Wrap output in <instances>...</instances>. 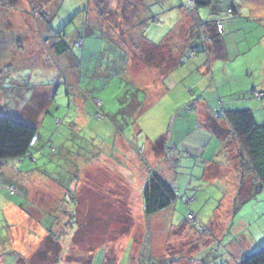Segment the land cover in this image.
I'll use <instances>...</instances> for the list:
<instances>
[{
  "label": "rangeland",
  "instance_id": "obj_1",
  "mask_svg": "<svg viewBox=\"0 0 264 264\" xmlns=\"http://www.w3.org/2000/svg\"><path fill=\"white\" fill-rule=\"evenodd\" d=\"M190 1L182 7L178 0H142L137 7L138 0H104L99 5L107 9V21L92 0H41L42 8L32 0L35 9H25L26 14L20 12L19 0L12 3L24 25L33 21L32 27L47 35L66 31L70 44H76V34L78 46L85 42L72 49L69 73L47 44L37 47L32 33L23 40L27 49H46V56L33 51L27 66L8 79L6 74V83L0 84V115L36 124L31 150L41 153L39 157L33 151L36 157L5 165L10 170L15 164L20 171L11 177H22L25 186L14 197L0 188V264H236L243 254L264 245V189L251 194L250 176L240 187L238 172L230 167L238 157L236 141L228 140L227 158L218 152L221 140L211 130L192 131L196 114L202 127L209 126L205 111L224 128L228 109L250 108L255 121L264 122V0H223L228 54L208 64L210 81L200 68L206 58L199 53L187 57L189 49L183 53L191 42L198 43L210 13L199 9L193 20L187 11ZM251 3L258 4L255 18ZM11 16L18 17L15 12ZM151 16L157 20L150 21ZM40 21L51 31L35 25ZM86 27L95 31L85 37ZM2 37L8 41L12 35ZM14 40L16 44L15 33ZM145 40L159 43L153 47ZM180 55L183 64L172 68ZM123 66L138 84H126L127 78L117 75ZM174 69L192 73L181 81L177 77L170 88L163 81L171 83ZM252 87L263 96L258 98ZM74 89L82 90L81 99L86 96L83 108L72 99ZM78 110L81 118L73 121ZM220 159L225 167L209 164ZM151 168L177 196L167 208L147 216L140 190ZM4 200L21 204L30 229L12 227L11 234ZM55 214L61 219L58 226ZM67 221L73 228L63 226ZM47 224L61 235L60 246L46 236L49 228L48 233L37 230ZM64 247L68 251L60 259ZM59 249L60 258L53 262Z\"/></svg>",
  "mask_w": 264,
  "mask_h": 264
},
{
  "label": "trees",
  "instance_id": "obj_2",
  "mask_svg": "<svg viewBox=\"0 0 264 264\" xmlns=\"http://www.w3.org/2000/svg\"><path fill=\"white\" fill-rule=\"evenodd\" d=\"M15 1L16 0H0V2H8L10 4L12 3L14 4ZM89 1L91 2V0ZM92 1L96 13L99 15V17L101 16L107 21L106 18L107 9L103 10L99 5L101 2L105 4L104 0H92ZM141 2L142 0H138V3L136 4L137 7L141 4ZM191 2L192 5L191 7L190 6L188 7L187 11L192 13L191 16L193 17V20L197 21L196 19H198V16L196 15V13H198L199 9L207 8L209 9L210 13L208 14V18L203 21L202 26L199 29L200 39L197 37L198 43L191 42L190 45L186 49H184L183 53H185L186 50L189 49V52L186 53L187 57L188 56L191 57L192 55L196 57L198 53L201 54V56L205 57L206 60L205 63L203 62L204 64L202 63L200 68L203 70L205 67L208 70L209 67L207 66L208 64L211 63V61L209 60L210 57L214 56V57L222 58L226 56L223 34L216 26L217 24L216 17L212 16L213 14L212 6L215 0H191ZM182 4H181L182 7L185 6V4L183 5ZM122 8L123 10L121 11V13L125 10L124 6ZM31 9H32L31 11H33L35 7L34 6L31 7ZM227 11L229 13H234L235 9L228 8ZM40 14H45L46 16V13L40 12ZM152 17L153 16L150 17V21L157 20L156 18L155 19L153 18V20H151ZM99 26L102 28L103 33L104 32L107 33L106 30L102 27V24ZM93 31H95V28L86 27L85 37L87 36V34L93 33ZM62 32L63 31L56 33L58 34L57 37L58 40L53 44V51L58 55L63 54L64 52L71 50L73 49V47H75L74 43L70 44V42L68 41V39L70 38L67 37L68 35L66 34V31H64V35ZM141 35H144V33H142ZM79 39H80L79 35L76 34L75 37L76 42H78ZM81 41H82L81 46H84L83 43L85 42V40H81ZM111 43L113 44V46L115 45L113 40L111 41ZM145 43L146 44L153 43V47H156L157 46L156 44H158L159 42L154 43L145 40ZM181 55L178 58V64L176 65V68L180 67L184 62L180 60ZM125 61L126 59L124 60V62ZM116 71H117V75L121 74L120 69ZM14 86L15 85H13V87ZM208 119L210 122H209V126L206 129H208L209 131L211 130L214 134H216L219 137V139L221 140V144L223 145V149L227 146V142L229 139L236 141L237 148L235 151H237L236 154L238 155V157L237 159L234 160L236 163V165L234 164V167L238 172L237 178L239 180L240 187L243 185L245 178L250 176V179L254 180L251 186V194L253 192L255 193L257 191L263 190L264 189V122L257 123L255 121L252 111L248 109L225 111V115L223 117L224 121L222 122H224V124L227 125L226 128H224V126L221 123L218 124L219 123L218 120L214 119L213 117ZM36 134H37L36 124L25 123L10 117L0 115V168L1 166L6 164L5 162H8L9 160L15 161L17 158H21L23 156L36 157V155H33V153L38 151V149H35V151L31 150V146L33 144V140L36 137ZM174 147H172L173 150ZM39 152L40 151H38L36 154L40 157L41 153ZM0 176H1V171H0ZM15 183L16 182H14V180H9V179H7L5 183L2 182V184H5L6 186L7 185L15 186L17 188V185ZM69 185L65 187L67 191H69L70 188ZM140 193L143 202V212L147 216L153 215L167 208L173 201H175L177 196V192L172 187V185L168 183L163 177V175L154 168L148 170V174L143 180ZM68 194L72 196L71 191L68 192ZM15 195L16 194H11L9 195V197L10 196L14 197ZM18 204L21 205L20 203ZM189 214L190 213L187 214V217L189 216ZM71 215L72 214H70L69 216L71 217ZM60 222L61 219L57 214H55L53 223L57 225V223L60 224ZM66 224H68L67 225L68 228L69 227L73 228L71 222L69 221L64 222L63 226ZM191 224L195 226V223L192 222ZM48 228L50 230V232L48 233V238L53 243L57 244V246H60L58 243L61 235H58L54 229L53 230L51 229L52 228L51 225L47 224L46 225L47 231ZM58 258L59 257L55 255L53 261H57ZM236 264H264V245L260 246L258 249L250 253L243 254V256L237 260Z\"/></svg>",
  "mask_w": 264,
  "mask_h": 264
},
{
  "label": "crops",
  "instance_id": "obj_3",
  "mask_svg": "<svg viewBox=\"0 0 264 264\" xmlns=\"http://www.w3.org/2000/svg\"><path fill=\"white\" fill-rule=\"evenodd\" d=\"M35 1H38L40 6L42 5L41 3V0H35ZM179 2H182L183 0H178ZM185 1V0H184ZM183 1V2H184ZM253 2L256 3V0H251ZM20 2V5H21V9L22 11H20V9L18 11L22 12V14H26V10L29 12V10L31 11V7L33 5V2L32 0H19ZM57 2V0H56ZM182 2V3H183ZM6 3V4H5ZM252 5H250L249 7V11H250V14H251V10L253 11V17L252 18H255L256 15V12H254L255 9L258 8V4L257 6H255L253 3H251ZM223 5H224V2L223 0H215L212 8H213V14L212 16L216 17L217 21H220L222 20L223 17H225L222 13L223 11ZM254 5V6H253ZM39 8H42V6ZM239 7V6H238ZM253 7H255L253 9ZM16 8V7H15ZM13 4H10L8 2H0V84H5L6 81V77L5 75L7 74V79H8V76L12 73H14L15 71H18V70H21L23 67L27 66V62L29 61L28 57H31L32 56V53L33 51H38L37 48L33 49V50H29L27 49V46H29V44L25 43L23 40L26 36L28 35H32L33 33V36L34 37H38L37 41H36V45L37 47H40L42 44L45 43V45L47 44V51L51 54H53V56L55 57H60L59 59V62H57V64L59 65H62V69L63 68H66V71L67 69H69V73L72 72V69L70 68L72 66V60H73V56L74 54L72 53V49L71 50H68L66 52H64L63 54H56L54 51H53V44L58 40V38L56 37V33L54 34L49 25L47 23L44 22L45 26L42 25V22L40 21V24L39 22H36L37 26H40V29H47L49 31H51V34L47 35L43 32H41L38 27H32V25H34L33 21L32 22H28V24L24 25L23 23V20H22V16L17 14L16 11L14 10L15 9ZM26 9V10H25ZM59 9V8H58ZM57 9V11H58ZM228 10V9H227ZM24 11V12H23ZM15 12V15H17L18 17H12V13ZM43 12V11H42ZM44 13V12H43ZM257 14H260L259 12H257ZM42 17L45 16V14H41ZM260 17V16H258ZM251 17L249 19H252ZM38 21V20H36ZM44 21V20H43ZM222 27H223V30H222V34H223V40L225 38V35H224V26L222 24ZM11 28V29H9ZM230 30V29H229ZM229 32V35H230V31ZM4 33H10L12 35V38H9L7 39L8 41L5 40V37H2ZM14 33L16 34V44H15V40H14ZM21 35H25L23 36L22 40H21V44H22V47H20V49H18L19 47H17V40H19L21 38ZM69 37V36H67ZM224 46H225V52H226V56L227 57V54H228V47L225 43V40H224ZM26 47V48H25ZM74 49H76L75 47H73ZM46 49H42V52H44ZM30 51V52H29ZM38 52H40L43 56H46V54L42 53L41 50H39ZM39 54V53H38ZM48 55V54H47ZM192 57H194L192 55ZM214 57V56H213ZM210 57V61H211V65L213 66L215 61L217 59H220L219 57ZM204 60V63H205V60L206 59H203ZM203 63V64H204ZM42 65H44L45 63L42 61L41 62ZM66 65H69V66H65ZM126 64V62L124 63ZM201 62L198 63V65H200ZM207 64V63H206ZM211 65L209 66L208 70L204 67V70L206 72V74L202 73L203 76L205 77V79H207V81H210L212 78H211ZM126 66H123L122 69H120L121 71V76H125L127 78V83L126 84H130V81L133 82V84H138L137 80L134 79L131 74L128 75L126 69H125ZM172 68H176V66H173ZM202 70V71H204ZM127 73V74H126ZM191 72H187V73H184V75L180 74V73H176L175 72V69L173 70V72L171 74H169V80L171 81L170 82H166V81H163L165 84H171V86H167V87H170L172 88L175 84V81L177 80V77L178 79L181 81L184 76L187 77V75H189ZM127 75V76H126ZM183 77V78H182ZM74 78V77H72ZM76 78V77H75ZM191 82H193L192 79H189ZM163 82L161 84H163ZM111 82H109L110 84ZM264 83V81H263ZM70 84H80L76 81H72V83ZM160 84V82L158 83ZM154 85V84H153ZM152 85V86H153ZM209 85V84H208ZM206 85V86H208ZM255 88L252 87V91L254 90ZM76 89L72 90V99H75L77 102V108L78 106L80 108H83V104H84V101H85V97L86 96H83L84 98L81 99L82 97V90L81 89H77L78 91H75ZM138 91H140V89H138ZM142 91V90H141ZM253 92H256V90H254ZM90 94V92H88ZM83 100V101H82ZM75 104V105H76ZM245 108L244 106H241L239 108ZM230 110V109H228ZM233 110H238V109H233ZM248 110L251 111V109L249 108ZM227 111V110H226ZM80 112H83V110L81 109ZM79 110H78V113H77V116H76V119L73 120V121H76L78 120L79 118H81V116L79 115L80 114ZM194 113L196 114V111L194 109ZM203 116H204V119L205 118H211L208 113L205 111L203 113ZM197 114H196V118L193 119L194 121V128L192 131L196 132V134H198L199 132L200 133H203L204 131L208 130L206 129L205 127H202V121H197ZM203 118V117H202ZM209 131V130H208ZM171 139H173V133L171 134ZM174 141L176 142V138L174 139ZM227 147L226 146L224 149H223V145L220 147L221 149L218 151V152H223L226 157L228 158V152H227ZM223 162L224 161H221L218 160V163H215V162H209V164H211L212 166H222V167H225L223 165ZM10 163V161H8L5 165H8ZM5 165L1 166L0 168V171H1V176H0V182L2 183H5L7 181V179L9 180H14V182H16L15 184L17 185V191L19 190H22L23 191V188H24V183H25V180L23 181V178L21 177H16V178H13L11 177L12 176V172L13 171H20L19 169H17V167L15 166L14 163H12V169H8L9 167H6ZM230 167H234V165L230 164ZM235 168V167H234ZM29 171V170H27ZM41 170H36V172H40ZM9 173V175H7ZM33 173H29L28 176H32ZM3 175L6 176L5 178H3ZM26 176V177H28ZM6 180V181H5ZM254 182V180H251V183ZM1 189H4V188H1ZM2 205H3V210H4V215L6 217V220L8 221L9 223V226L12 230V227H20V226H23L25 227V229H30V228H27V220H25V218L27 217L28 215V212L23 210L19 205L17 204H12L11 201H8V200H4L2 201ZM41 222V221H40ZM41 224V223H40ZM40 228L37 229L41 234L42 232L43 233H48L47 229L46 228H43L42 225L39 226ZM37 230H34V233L37 231ZM26 232V231H25ZM26 233H29V232H26ZM11 234H13V230L11 231ZM48 236V234L46 235ZM40 238V237H39ZM38 238V239H39ZM67 248H63L62 249V252H61V256H63L64 254H66V252L68 251H63ZM60 252V249L57 253ZM58 257L60 258L59 254H57ZM65 256H63L62 258L60 259H64ZM66 260V259H65ZM55 262V261H53ZM174 262H171L170 264H173ZM61 264V263H59Z\"/></svg>",
  "mask_w": 264,
  "mask_h": 264
},
{
  "label": "built area",
  "instance_id": "obj_4",
  "mask_svg": "<svg viewBox=\"0 0 264 264\" xmlns=\"http://www.w3.org/2000/svg\"><path fill=\"white\" fill-rule=\"evenodd\" d=\"M218 25V29L220 30L221 29V24L220 23H217ZM255 95L258 97V98H261L263 96V92H255ZM98 105H99V101L96 102ZM5 188L7 189L8 193L9 194H13L15 192V188L13 186H5ZM190 218V217H189Z\"/></svg>",
  "mask_w": 264,
  "mask_h": 264
},
{
  "label": "clouds",
  "instance_id": "obj_5",
  "mask_svg": "<svg viewBox=\"0 0 264 264\" xmlns=\"http://www.w3.org/2000/svg\"><path fill=\"white\" fill-rule=\"evenodd\" d=\"M191 5H192V2L190 1V5H189V6L191 7ZM189 6H188V7H189ZM217 23H220V21H217ZM220 24H221V23H220ZM222 30H223V27H222V24H221V29H220V31L222 32ZM78 45H79V44L76 42V44H74L75 48L79 47ZM81 45H82V44H81ZM81 45H80V46H81ZM97 101H98V100H97ZM100 103H101V102L99 101V105H100ZM99 105H97V106H99ZM33 157H34V156H33ZM35 160H36V159H35ZM5 163H6V162H5ZM5 186H6L5 184H2V183L0 182V188H4V189H6ZM7 186H9V185H7ZM13 187L15 188V192H14L13 194H16V193H17V188H16L15 186H13ZM6 191H7V189H6ZM7 193H8V191H7ZM8 194H9V193H8ZM9 195H11V194H9Z\"/></svg>",
  "mask_w": 264,
  "mask_h": 264
},
{
  "label": "bare ground",
  "instance_id": "obj_6",
  "mask_svg": "<svg viewBox=\"0 0 264 264\" xmlns=\"http://www.w3.org/2000/svg\"><path fill=\"white\" fill-rule=\"evenodd\" d=\"M217 25V24H216Z\"/></svg>",
  "mask_w": 264,
  "mask_h": 264
}]
</instances>
